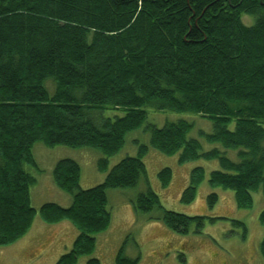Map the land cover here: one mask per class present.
Returning <instances> with one entry per match:
<instances>
[{
	"label": "trees",
	"instance_id": "16d2710c",
	"mask_svg": "<svg viewBox=\"0 0 264 264\" xmlns=\"http://www.w3.org/2000/svg\"><path fill=\"white\" fill-rule=\"evenodd\" d=\"M242 15L254 17V24L246 25ZM147 108L212 120L206 140L239 150L238 162L217 148L204 151L189 137V121L146 128L151 146L179 153L180 164L218 160L221 168L211 172L209 184L234 191L237 206L251 208L254 192L264 196V0H0V247L24 237L39 215L50 225L69 221L79 232L56 264H77L92 254L96 235L112 220L107 191L148 182L147 145L111 168L108 160L126 134L146 122ZM107 109L124 115L103 117ZM38 142L100 149L104 181L81 188L79 163L62 159L52 175L71 204L35 208ZM204 176L202 167L193 169L182 202L194 200ZM171 177L170 168L160 171L163 187ZM208 199L213 206L218 195ZM133 205L136 212L159 209L164 225L179 234L194 222L197 231L204 225L205 217L165 209L150 188ZM122 251L117 264L137 263L124 262ZM260 251L264 258V238Z\"/></svg>",
	"mask_w": 264,
	"mask_h": 264
},
{
	"label": "rangeland",
	"instance_id": "374dc122",
	"mask_svg": "<svg viewBox=\"0 0 264 264\" xmlns=\"http://www.w3.org/2000/svg\"><path fill=\"white\" fill-rule=\"evenodd\" d=\"M242 20L246 25L255 22L254 17L247 15H242ZM147 111L146 122L128 132L123 147L108 160L111 168L128 156H137L139 146L147 145L149 151L144 162L148 182L142 178L134 188L109 189L111 225L108 230L96 235L94 252L80 257L77 264H89L91 259H97L101 264H117V257L122 250V258L127 260L124 262L137 260L136 264H264L260 251V243L264 238V225L260 222V214L264 211L262 191L253 193L251 208H239L234 191L209 184L211 172L221 168L218 160L198 159L180 164L179 153L167 155L151 146V134L146 127L149 123L163 127L168 122L186 120L193 124L189 137L199 140L204 151L217 148L229 159L238 162L239 150L226 149L221 143L206 140L204 134L214 131L213 121L208 118L190 112L155 108H147ZM115 115L122 116L124 112L107 109L102 113L103 117ZM234 127V124L230 125L231 129ZM33 155L39 168L38 171H32L37 178L31 191L35 208L49 202L63 207L71 204V194L60 189L53 180L52 171L62 159L69 158L79 163L80 187L83 189L100 184L106 176L98 168L99 160L105 154L97 148H72L65 145L49 147L38 142L33 147ZM197 167L204 169V179L197 187L194 200L184 203L181 200L182 193L189 186L191 173ZM164 168L172 170V177L166 187L162 186L159 178ZM149 188L159 196L165 209L190 217H205L204 225L197 231L194 222L188 233L179 234L164 225L159 209L136 212L134 206L132 211L125 208L124 199L129 202ZM212 193L218 195V201L213 206L208 199ZM235 221L242 222L244 226ZM73 232L76 233V228L69 221L50 225L37 215L24 237L9 246L0 247V263L56 264L63 254L72 249L75 241Z\"/></svg>",
	"mask_w": 264,
	"mask_h": 264
},
{
	"label": "crops",
	"instance_id": "0c3cea01",
	"mask_svg": "<svg viewBox=\"0 0 264 264\" xmlns=\"http://www.w3.org/2000/svg\"><path fill=\"white\" fill-rule=\"evenodd\" d=\"M110 192H111V190H108L107 191V196H108V200H109V195H110ZM135 200V198H131L130 200H129V202H128V200L127 199H124V206H125V208H127V209H129L130 211H132V206H134L133 205V201ZM64 222H66V221H63V223ZM61 223V222H60ZM67 223H68V221H67ZM53 225V224H52ZM111 225V224H110ZM76 228V227H75ZM108 230V229H107ZM78 236V230L76 229V233H74L73 232V234H72V238L73 239H76V237Z\"/></svg>",
	"mask_w": 264,
	"mask_h": 264
},
{
	"label": "flooded vegetation",
	"instance_id": "af4514ba",
	"mask_svg": "<svg viewBox=\"0 0 264 264\" xmlns=\"http://www.w3.org/2000/svg\"><path fill=\"white\" fill-rule=\"evenodd\" d=\"M0 264H2V263H0Z\"/></svg>",
	"mask_w": 264,
	"mask_h": 264
}]
</instances>
